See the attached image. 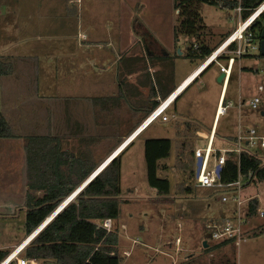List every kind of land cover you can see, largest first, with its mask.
I'll return each instance as SVG.
<instances>
[{
    "label": "rangeland",
    "instance_id": "1",
    "mask_svg": "<svg viewBox=\"0 0 264 264\" xmlns=\"http://www.w3.org/2000/svg\"><path fill=\"white\" fill-rule=\"evenodd\" d=\"M135 3L136 7L133 8L131 3L127 4L125 18L121 12L120 0H81V4L70 6L66 24L62 26L65 32H61L62 36L66 34L68 46H64L63 50L58 52L60 47L57 40L55 42L57 46L53 48L56 58L48 59L44 51L40 50L41 55L38 58L25 59L26 64L33 65L32 72L28 75L29 80L15 82L18 89L13 90L17 94L15 103H19L22 95L24 97L27 93L35 92L30 89L33 88L31 86L33 82L37 88L39 86L37 94L40 93V98L45 95L49 99L37 102L40 106L36 107L41 111L44 104L46 110L51 108L52 120L56 126L52 130L54 133L62 134V149L78 157L82 153L87 155L89 164L97 163L101 166L110 158L112 145L119 146L127 140L124 138L119 144L116 142L125 133V126L131 124L126 121L129 117L131 120L134 119L146 98L143 93L134 91V87L130 85L137 84L135 81L138 75H132L131 80H128L132 82L130 84L126 82V86L124 83L121 84L123 78L118 81V65L110 67V70L104 73L94 67V64L87 70L89 56L92 57L98 49L87 45L99 44L102 45L100 47L102 51L114 49L118 53L119 36L130 33L134 47L129 56H133L137 48L144 45L147 48L148 41L153 38L162 39L161 42L167 48L175 43L177 51L181 49L185 52L196 43L195 38L176 32L180 18L179 11L175 10V0H138ZM193 7L195 19L213 31L210 35L220 36L234 30L236 25L231 19L233 12L230 10L204 4L200 0H196ZM81 33L89 35V39L82 40L79 37ZM109 40L112 46H108ZM256 43L258 44V41ZM0 46L6 45L0 43ZM102 51L100 50V53H103ZM21 54L29 55L22 51ZM253 54L256 56L254 60L260 61L257 66L259 73L251 72L247 75L248 79H245V106L238 117L230 119L228 115L222 118L221 127H227L231 134H235L227 138L219 134L214 143L217 151L234 148L235 142L232 138L236 137L239 121L248 128L255 127L264 135V116L261 114V110L264 111V92L258 90L259 86L264 87V58L259 57L260 50L253 51ZM148 58L153 61L160 59L157 56ZM106 64L105 59L104 68L111 66L112 61ZM149 67V82L156 89L158 85L161 86L162 74L161 76L156 74V69ZM165 75L168 77L167 83L173 80L171 71L167 70ZM220 75L216 77V81ZM25 77L27 78V75ZM120 91L122 96L109 99L114 95L119 96ZM254 96H260L262 99L260 111L252 110L248 106ZM147 99L149 101L151 97L148 96ZM0 103L3 106L5 99ZM32 113L33 108L31 117ZM167 114L171 118V111ZM181 118L178 116L177 121L171 119L169 122H163L161 119L156 121L122 156H119L122 164L120 195L122 204L120 217L114 220L112 231L119 234V245L116 250L122 257L121 264H186L188 261H191V264H222L225 256L236 258L237 264H264V219H255L251 222L240 248L227 247L209 253L204 251L202 243L205 240L210 246L216 243L209 242L206 223L219 220L226 215L229 217L237 209V204L232 200L222 203V193L195 187L197 177L193 152L196 148L205 147L210 134L201 131L200 135L196 136L192 128V131L189 129V135H180L179 125L183 123ZM58 119L60 122H57ZM149 139L172 141L171 155L159 161L158 170V177L168 179L170 182L168 195L157 194L148 182L145 143ZM254 152L264 158V150L256 148ZM187 163H190V167L185 169L184 165ZM214 164L212 158L210 166ZM187 189H190L189 192ZM254 196L258 197L260 206L264 208V182H255L242 191L243 199ZM158 198H162L161 202H158ZM15 221L16 227L7 225L8 233V230L0 232V240L13 241L24 231V222L20 225L19 219ZM123 224L126 226L121 228ZM256 232H259L257 236L254 235ZM178 239L181 240L180 244L176 243ZM124 252L130 255L125 256Z\"/></svg>",
    "mask_w": 264,
    "mask_h": 264
},
{
    "label": "crops",
    "instance_id": "2",
    "mask_svg": "<svg viewBox=\"0 0 264 264\" xmlns=\"http://www.w3.org/2000/svg\"><path fill=\"white\" fill-rule=\"evenodd\" d=\"M137 1L120 0L121 12L124 18L127 4L131 3V8H133V6L136 7L137 3L135 2ZM79 3L81 4V0H0V43H5L6 45L5 47L0 46V62L4 63L8 69L5 75L0 76V101L5 99L3 106L0 103V117L5 120L10 129L9 133L12 135L0 137V188H4L0 190V232L4 233L8 230V233V227H16V219L20 220V225L24 222V231L20 232L15 237V240H11L10 242L0 240V251H12L15 247L23 243L27 237L25 226L27 213L26 201L29 192L27 138L62 137V134L54 133L52 130L56 126L53 122L54 120H52L51 108L46 110V104L43 105L42 111L36 107L40 106L37 102L41 103L45 98L49 99L45 95L40 98V93L37 94L39 86L37 88L33 82V85H31L33 88L30 89L35 92L33 94L32 92L27 93L24 97L22 95L19 103H15L14 99L17 94L13 90H18L16 88L17 83L15 82L29 80L28 75L31 74L33 65L26 64L27 61L25 59L38 58L41 55L40 50L44 51V55L48 59L56 58V52H53V48L57 46L55 44L57 40H59L58 47H60L58 52H61L64 46H68L66 34L63 36L61 34L64 31L62 26L66 24V17H68L69 11L71 10L70 6L75 4L79 5ZM207 29L208 32L213 33L212 30ZM229 34L225 33L220 36L210 35L207 37L206 45L215 50ZM79 37L82 40H87L90 36L81 33ZM119 40L118 53L114 49L102 51L100 49L102 45L99 44L87 45L88 47L95 46L98 48L92 57L89 56V67H87V70L92 68L91 66L94 64V67L100 72L102 71L101 73H104L110 70V67L118 65V81L120 78H123L124 81L121 84L124 83L126 86V82L131 80L132 75H138V79L135 81L137 83L136 85L130 84L132 81H129L128 84L134 87V91L137 90L139 94L143 93L146 98V101L137 110L134 119L131 120L129 117L126 121L127 123L131 122L130 125L125 126V133L122 135L127 140L119 146L112 145V154L109 156L110 158L112 155L115 156L112 158V161L122 156L153 125H144L141 128L145 119L149 116L147 112L152 109L153 102L159 105L165 97H168L175 89L194 75L203 63L202 59L188 58V52L184 50L179 49L181 51V55H179L177 51L178 47L175 43L167 48L161 42L162 39L158 40L157 38L156 40L153 38V40L148 41L147 47L151 55H148L144 45L136 49L135 55L129 56L134 47L131 42L130 33L120 35ZM108 42V46H112L110 40ZM95 43L100 42L95 41ZM194 45L198 44L195 43ZM21 48L23 49L21 50ZM100 50L103 53H100ZM21 51L27 52L29 55L21 54ZM61 55L62 53L59 54V56ZM148 56L152 58L157 56L160 59L153 61ZM230 57L232 56L225 54L217 63H213L202 71L199 77L185 87V90L176 102L169 108L168 112L171 111V116L176 115L182 117L183 123L179 125L178 131L180 135L187 136L190 134L189 129H187L188 126L193 128V134L196 136H199L201 131L208 132L210 137H214V143L219 134L226 138L232 137L235 134H231V130L227 127H221L222 118L228 115L230 119L236 118V116L238 117L239 112L243 109L240 108V104L244 103L245 79H248L247 75L251 72L257 73L259 71L257 66H259L260 61L254 60L256 56L253 53L241 58L235 57L236 60L231 68L228 82H223L220 85L216 81V77L223 74L221 67H225L227 70L229 69ZM105 59L107 64L112 61L111 66L104 68L103 62ZM148 64L156 69V74L160 76L162 74L161 86L158 85L156 89L149 82L148 74H150V67ZM167 70L173 74V80L169 83L166 82V79H168L165 75ZM26 75L27 78L25 77ZM143 76H146V78H143ZM24 82L26 83V81ZM96 84L98 83L96 82ZM150 88H152V91H150ZM153 91L155 94L152 93ZM118 95H114L109 99H115L114 97L119 98L122 96L121 91ZM148 96L151 97L149 101L147 99ZM222 99L231 102L233 107L228 110L226 115L219 116L217 114L218 107ZM32 108L33 117H31ZM60 114L62 115L63 112L61 111ZM261 114L264 116L263 110H261ZM57 122H60V119ZM240 125L242 123L239 121L237 129ZM139 128H141L139 130L140 132L134 134ZM236 132L237 137L239 129ZM103 164L98 168L101 171L108 166L103 169ZM226 217L227 215L221 219ZM124 226L126 225L123 224L121 228ZM21 233L25 234V236L23 237Z\"/></svg>",
    "mask_w": 264,
    "mask_h": 264
},
{
    "label": "trees",
    "instance_id": "3",
    "mask_svg": "<svg viewBox=\"0 0 264 264\" xmlns=\"http://www.w3.org/2000/svg\"><path fill=\"white\" fill-rule=\"evenodd\" d=\"M195 1L175 0V10L179 11L180 18L176 32L196 39L198 45L192 44L187 57L204 61L214 50L206 45L207 37L210 36L207 26L195 19L193 7ZM200 1L230 11L238 5L237 1L231 0ZM263 1L243 0L244 18H247ZM263 30L264 13L252 27L255 41L260 40ZM195 46H198L197 50L194 49ZM7 70L4 63L0 62V76L5 75ZM152 93L155 94L154 91ZM153 104L152 109L147 113L150 114L158 106L156 102ZM187 129L192 128L188 126ZM9 130L7 123L1 118L0 137L12 136ZM123 139V136L119 137L117 144ZM232 139L236 141V138ZM26 141L29 192L26 201L25 226L27 236H30L55 213L65 199L90 178L100 164H89V157L83 153L79 157L66 153L62 149L61 137H29ZM171 151L172 141L170 139H149L145 143L148 182L160 195H168L171 186L168 179L158 177L159 161L168 158ZM193 159L196 163L194 152ZM189 167L190 163L184 165L185 169ZM121 168L120 157H117L32 239L24 256L31 260L41 261L42 264L49 262L54 264H121L122 257L116 250L119 245V236L115 231L107 233L101 227L103 220L112 219L114 221L120 217ZM240 171L243 176L253 174L256 178L255 182H264V158L248 149L244 150L240 157ZM238 178V161L230 155L221 172V181L233 183ZM187 190L189 192L190 189ZM160 199L162 198L157 199L158 202H161ZM258 206H260L258 199L250 202L248 215L251 218L256 216ZM258 234L259 232L254 233L256 236ZM227 247L236 248L232 241L215 243L211 246L209 244V248H203L209 253ZM10 252L9 250L0 251V258ZM224 258L222 264H237L236 258L230 256ZM186 264H191V261Z\"/></svg>",
    "mask_w": 264,
    "mask_h": 264
},
{
    "label": "built area",
    "instance_id": "4",
    "mask_svg": "<svg viewBox=\"0 0 264 264\" xmlns=\"http://www.w3.org/2000/svg\"><path fill=\"white\" fill-rule=\"evenodd\" d=\"M237 1L238 5L231 12V19L235 22L234 30L224 39V41L213 51V53L207 57L200 68L192 75L184 84L186 87L192 83L202 71L211 66L213 63H217L218 60L225 54H229L232 57L229 58L230 66L227 70L225 67H221V71L225 74L223 82L227 83L229 80L231 68L236 58H241L245 55H250L255 50H260V44L255 41V33L252 31V27L255 22L264 13V1L256 7L252 13L244 18V8L242 6L243 0H231ZM195 50L198 46L194 47ZM236 57V58H235ZM180 85L175 89L168 97L160 102V104L149 114L145 119L143 125L154 124L158 120L163 122H169L171 119L178 120V116H168L169 108L176 102L181 93L185 90L183 85ZM259 92L264 91L263 86H259ZM262 99L260 96H255L248 103V106L252 110L260 111V105ZM245 106L244 103L240 104V108ZM233 107L231 102H227L224 99L220 101L218 107V115H226L228 110ZM139 128V129H141ZM138 129V130H139ZM138 130L136 132H138ZM256 148L264 150V135L255 127L248 128L246 126H239V133L235 141V146L232 149H224L217 151L214 148V137L211 136L208 139L205 147L196 148L194 151L195 161L202 160L199 175L197 176V182L195 187L210 189L217 193H222V203H228L231 200L237 204V209L234 213L226 218L219 220H212L206 223V231L209 242H225L232 241L236 248L241 246V243L245 240L247 230L251 222L255 219H264V208L258 206L256 209V216L251 218L249 213L250 202L254 199H258L257 196L243 199L242 191L255 183L256 178L253 174L243 176L240 171V157L244 150L248 149L254 152ZM230 155L238 161L239 166V178L233 183H223L221 181V173L218 175L217 167L220 166L223 170L226 165V161ZM257 155V154H256ZM214 158L215 164L211 167V160ZM221 170V172H222ZM101 227L104 228L107 233H110L114 228V221L112 219H105L101 223ZM36 232V231H35ZM35 232L31 234L23 243L15 247L5 257L0 258V264H39L37 260H31L24 256V252L29 241L34 238ZM28 241V242H27ZM32 241V240H31ZM30 241V242H31ZM27 242V243H26ZM181 240L178 239L176 243L180 244ZM29 243V244H28ZM180 251V249H179ZM125 256H129L130 253L124 252Z\"/></svg>",
    "mask_w": 264,
    "mask_h": 264
},
{
    "label": "water",
    "instance_id": "5",
    "mask_svg": "<svg viewBox=\"0 0 264 264\" xmlns=\"http://www.w3.org/2000/svg\"><path fill=\"white\" fill-rule=\"evenodd\" d=\"M259 44H260V56L264 58V30L262 31L261 35H260V40H259ZM147 49V53L148 55H151L150 52H149V49L148 47L146 48ZM179 55H181V51H178ZM225 78V74H221L220 77L218 78V83H222L223 80ZM201 165H202V160L201 159H198L196 161V177L199 175V172H200V168H201ZM221 170L222 168L220 166L217 167V173L218 175H220L221 173ZM99 171V170H98ZM93 179V176H91L88 180H86L71 196H69L67 199L64 200V202L57 208V210L55 211L54 214H52L51 217H49L41 227H39L36 232H35V235L41 231L48 223L51 222V220L68 204L70 203V201H72L73 199H75L76 195L79 194V192H81L83 190V188ZM203 247L206 249V248H209V243L207 240H205L203 242ZM47 264H54L52 262H49Z\"/></svg>",
    "mask_w": 264,
    "mask_h": 264
},
{
    "label": "clouds",
    "instance_id": "6",
    "mask_svg": "<svg viewBox=\"0 0 264 264\" xmlns=\"http://www.w3.org/2000/svg\"><path fill=\"white\" fill-rule=\"evenodd\" d=\"M113 157H115V156L112 155V157L109 158V159L103 164V169H104L107 165L110 164V162L112 161V160L110 161V159H112ZM103 169H102V170H103ZM98 170H99V169H98ZM98 170H97V171H98ZM97 171H96L94 174H92L91 176H93V177L95 178V177L97 176V174H98L101 170H99V172H97ZM39 232H40V231H39ZM37 234H38V233H37ZM37 234H36V235H37ZM36 235H35V236H36ZM35 236H34V237H35Z\"/></svg>",
    "mask_w": 264,
    "mask_h": 264
},
{
    "label": "bare ground",
    "instance_id": "7",
    "mask_svg": "<svg viewBox=\"0 0 264 264\" xmlns=\"http://www.w3.org/2000/svg\"><path fill=\"white\" fill-rule=\"evenodd\" d=\"M183 87H186V84H184ZM139 130H140V129H139ZM139 130H138V132H140ZM138 132H135L134 134H137ZM134 134H133V135H134ZM110 160H112V159H110ZM102 167H103V166H102ZM93 178H94V177H93ZM38 233H39V232H38ZM32 239H34V238H32ZM32 239H31V240H32ZM31 240H30V241H31ZM30 241H29V243H30ZM27 242H28V241H27ZM27 242H26V243H27ZM29 243H28V244H29Z\"/></svg>",
    "mask_w": 264,
    "mask_h": 264
}]
</instances>
